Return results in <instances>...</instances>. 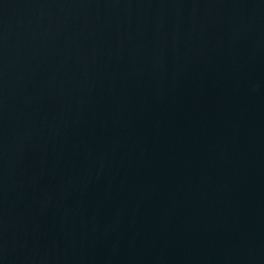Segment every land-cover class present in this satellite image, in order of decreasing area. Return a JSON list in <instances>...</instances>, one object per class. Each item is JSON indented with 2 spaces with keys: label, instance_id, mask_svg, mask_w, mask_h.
Wrapping results in <instances>:
<instances>
[{
  "label": "water",
  "instance_id": "1",
  "mask_svg": "<svg viewBox=\"0 0 264 264\" xmlns=\"http://www.w3.org/2000/svg\"><path fill=\"white\" fill-rule=\"evenodd\" d=\"M0 264H264V0H0Z\"/></svg>",
  "mask_w": 264,
  "mask_h": 264
}]
</instances>
